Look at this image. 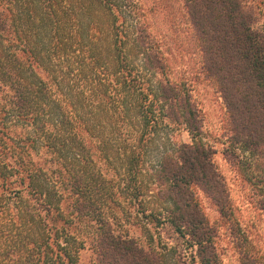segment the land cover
I'll list each match as a JSON object with an SVG mask.
<instances>
[{
  "label": "trees",
  "instance_id": "obj_1",
  "mask_svg": "<svg viewBox=\"0 0 264 264\" xmlns=\"http://www.w3.org/2000/svg\"><path fill=\"white\" fill-rule=\"evenodd\" d=\"M184 3L226 109L224 153L264 210L263 0ZM201 128L134 0H0V264H177L165 227L194 248L188 264H219L194 187L226 219L229 192Z\"/></svg>",
  "mask_w": 264,
  "mask_h": 264
},
{
  "label": "rangeland",
  "instance_id": "obj_2",
  "mask_svg": "<svg viewBox=\"0 0 264 264\" xmlns=\"http://www.w3.org/2000/svg\"><path fill=\"white\" fill-rule=\"evenodd\" d=\"M148 30L156 40L161 53L166 59L169 77L190 88L192 101L200 110L202 118L201 133L197 139L209 144L213 149L212 161L221 174L229 192V219L221 217L209 195L200 187H194L196 200L206 215L209 224L215 228V249L219 264H241L240 252L248 247L253 253L264 255V210L254 207L250 202V186L243 180L237 166L224 153L227 145L226 109L217 85L206 77L202 70V55L188 20L184 0H134ZM263 15L256 20L255 26L264 32V0L261 5ZM177 141H191L186 130H177ZM160 141V140H159ZM163 144V143H162ZM156 145L160 148L159 142ZM170 149V144H164ZM160 151V149H159ZM155 150H150L145 164L143 181L148 185L147 175L157 164ZM150 196V195H149ZM146 197L149 208L161 209L163 203L154 205L153 197ZM130 231L139 234L137 228L127 225ZM151 231H153L151 229ZM158 238V234H155ZM161 241L168 245L178 244L182 253H173L177 264H188L194 248H187L181 237L168 227L160 229ZM143 239V238H142ZM171 241V243H170ZM169 254L167 258H171ZM83 264H91V254L85 253ZM167 264H171L169 261Z\"/></svg>",
  "mask_w": 264,
  "mask_h": 264
}]
</instances>
